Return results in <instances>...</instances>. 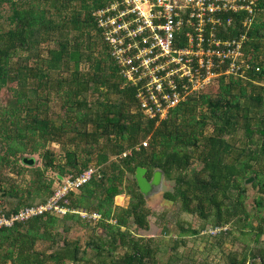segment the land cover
<instances>
[{"label": "trees", "instance_id": "16d2710c", "mask_svg": "<svg viewBox=\"0 0 264 264\" xmlns=\"http://www.w3.org/2000/svg\"><path fill=\"white\" fill-rule=\"evenodd\" d=\"M108 1L0 0L9 9L8 27L0 31V89L15 83L13 99L0 103V149L1 143L5 148L0 163L17 166L18 153H39L43 169L56 170L47 181L33 180L35 192L43 194L38 202L1 189L0 199L9 194L16 200L10 207L2 200L3 209L13 213L45 202L60 176L94 167L91 178L67 194L66 205L101 215L91 221L74 212H46L2 227L0 264H160V246L130 230L148 229L153 213L136 182L137 167L146 169L148 179L161 170L162 178L173 181L163 198L203 220L198 228L180 224L179 232L199 235L207 224L226 227L213 235L221 246V238L236 228L248 241L240 252H229L224 264H264V75L258 74L264 71V0H255L256 16L243 46L259 70L220 77L215 92L206 87L189 96L158 123L139 109L135 88L122 77L96 26L93 13ZM240 30L236 20L230 34ZM43 41L55 43L45 54L37 51ZM33 55L35 63L28 64ZM53 94L63 109L56 117L48 107ZM63 138L72 146L64 147L57 162L46 145H64ZM194 160L199 168L191 166ZM251 175L256 190L248 208L244 182ZM124 195L127 204H118L117 196ZM74 225L101 232L81 247L67 237ZM40 241L50 250L37 249ZM184 243L175 238L172 252ZM119 247L127 249L116 254ZM172 257L180 259L169 255V263Z\"/></svg>", "mask_w": 264, "mask_h": 264}, {"label": "built area", "instance_id": "2783aa9c", "mask_svg": "<svg viewBox=\"0 0 264 264\" xmlns=\"http://www.w3.org/2000/svg\"><path fill=\"white\" fill-rule=\"evenodd\" d=\"M256 11L255 0H109L93 14L122 77L135 88L139 109L158 123L174 106L220 77L259 70L243 51ZM236 20L241 30L232 35ZM95 171L89 167L62 177L45 202L13 213L4 211L0 199V228L46 212L58 216L74 212L98 220L99 212L66 205L67 194L77 191ZM221 229L225 227L211 232Z\"/></svg>", "mask_w": 264, "mask_h": 264}, {"label": "rangeland", "instance_id": "374dc122", "mask_svg": "<svg viewBox=\"0 0 264 264\" xmlns=\"http://www.w3.org/2000/svg\"><path fill=\"white\" fill-rule=\"evenodd\" d=\"M7 4L0 5V31L5 30L8 27V20L7 15L8 12ZM86 40V38H84ZM53 41H43L40 42V45L37 47V51L41 54L46 53V49L49 47L54 46ZM34 52V51H32ZM24 56V53H21ZM16 59L19 62H22L18 59L17 56L13 57V61ZM28 64L35 63V57L29 58L27 60ZM85 67V65H83ZM15 83L11 82L9 85H6L0 89V103L3 105L8 104L10 100L13 99L12 89L11 87L14 86ZM209 91L215 92L217 88V83H213L212 85L208 86ZM48 107L50 116L56 117L60 115L63 111L61 106V99L53 94L52 97L48 101ZM207 131H209L207 129ZM64 145L58 144L57 142H49L47 143V147L52 149L56 161L63 160V152L64 147H71L72 142L68 141L67 138L62 139ZM145 140V139H143ZM142 140V141H143ZM236 144H242L239 138H235ZM0 153L4 152V144L1 143ZM17 157V166H12L10 164H1L0 163V190L4 189L5 191L17 190V193H23V197L31 200V202L35 203L42 199V193L35 192V185L36 182L33 183V180H43L47 181L48 179L52 178L55 173V169H43V160L40 157L39 153H23L20 155L19 153L16 155ZM33 158L32 164H24L22 161L23 158ZM21 166V167H19ZM24 166V167H22ZM192 167L199 168L200 162L194 160ZM191 167V168H192ZM19 170V172H18ZM38 170H42V175L39 174ZM252 177V179L248 182H244L248 186V193L249 196L247 198V207L249 208L253 204V196L255 195V188H253L250 183L254 179L253 175L249 176L248 178ZM247 178V179H248ZM173 181L172 180H165L162 178L161 186L158 190L150 193L147 199V206L153 210V213L149 216V226L148 229L142 230L135 226H130V230L134 235H142L145 239H151L150 244L151 246H155L158 244L160 246L161 251L157 253V257L159 258L160 264H224L227 258V254L229 252H240L241 248H243V244L248 241L247 238H243V235L239 233L236 228H232L231 233L225 234L221 240L224 241L221 246L218 245V240L215 239L213 235L215 233L211 232L212 227L207 224L205 228L200 231L199 235L181 233L179 225L182 226H190L193 228H198L202 224V219L199 218L197 215L192 213L183 212L180 207L179 203L175 201H169L163 198L162 192L164 190H169L172 188ZM37 186V185H36ZM31 194L30 196H27ZM0 196H2L0 191ZM5 203L6 207H10L15 203V199L9 194L3 195L1 197ZM20 201V200H19ZM118 204L122 203L121 205H126L128 201V196H118L116 198ZM229 227V225H227ZM226 228V227H225ZM100 229L95 230V234H92L91 230L82 226L74 225L71 230L67 233V237L69 239H78L81 247L85 246V243L92 239L96 233H100ZM202 234H209L205 239L201 238ZM175 238H182L184 240V244H180L175 251L172 252L171 246L173 245V240ZM264 242V239H262ZM246 239V241H243ZM212 246V247H211ZM36 248L40 250H50L49 243L45 241H40L36 244ZM124 248H117L116 254H121L124 252ZM90 254V253H89ZM180 255V259L177 261L175 257H172L171 263H169L168 257L173 255ZM175 259V260H174ZM84 264V263H80Z\"/></svg>", "mask_w": 264, "mask_h": 264}, {"label": "water", "instance_id": "95a60500", "mask_svg": "<svg viewBox=\"0 0 264 264\" xmlns=\"http://www.w3.org/2000/svg\"><path fill=\"white\" fill-rule=\"evenodd\" d=\"M259 75H264V71H261L258 73ZM23 162L32 164L33 163V158H23ZM146 169L137 167L136 172L134 174L136 182L139 186V190L143 193L145 197H147L150 193L158 190L161 186V181H162V171L159 169H155L152 173V176L150 179H148L145 176ZM60 178H62L60 176ZM252 179V177L246 179L245 181L248 182Z\"/></svg>", "mask_w": 264, "mask_h": 264}, {"label": "crops", "instance_id": "0c3cea01", "mask_svg": "<svg viewBox=\"0 0 264 264\" xmlns=\"http://www.w3.org/2000/svg\"><path fill=\"white\" fill-rule=\"evenodd\" d=\"M118 197V196H117ZM120 204H123V202L122 203H120Z\"/></svg>", "mask_w": 264, "mask_h": 264}]
</instances>
